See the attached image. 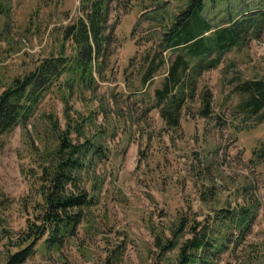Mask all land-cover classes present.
<instances>
[{
	"label": "rangeland",
	"instance_id": "obj_1",
	"mask_svg": "<svg viewBox=\"0 0 264 264\" xmlns=\"http://www.w3.org/2000/svg\"><path fill=\"white\" fill-rule=\"evenodd\" d=\"M170 2L175 9L178 2ZM246 3L257 1H224L205 15L219 21L229 15L226 8L241 11ZM0 5L9 14L8 19L0 16V93L13 78L59 55L62 48L73 56L72 40L63 37L81 15L80 0H0ZM110 10L115 40L104 80L99 79L94 92H76L71 99L74 109L97 112L98 123L109 129L110 160L100 162L98 178L92 172L86 183L99 198L92 209L95 226L80 227L60 251L49 252L44 239L29 264H104L116 246L122 247L119 264H150L159 252L154 225L168 230L180 217L207 224L215 210L230 206L251 207L257 215L219 264H264V161L254 152L264 149V121L239 111L243 99L234 87L264 79V35L234 48L217 69L202 76L199 87L212 91L214 115L198 116V101L191 115L183 113L181 126L171 129L154 109L167 65L142 83L157 50V27L147 20L140 0L114 1ZM63 110L55 88L40 102L35 119L52 112L62 119ZM33 130L32 124L18 126L0 139V262L34 216L32 182L41 168L29 148L31 142L39 145ZM187 232L181 241L190 236ZM177 251L170 256L175 258Z\"/></svg>",
	"mask_w": 264,
	"mask_h": 264
},
{
	"label": "trees",
	"instance_id": "obj_2",
	"mask_svg": "<svg viewBox=\"0 0 264 264\" xmlns=\"http://www.w3.org/2000/svg\"><path fill=\"white\" fill-rule=\"evenodd\" d=\"M114 1L119 0H80L81 15L64 30L63 37L72 40L73 56L68 57L62 48L59 55L13 78L0 93V139L18 126L26 129L32 124L39 145L31 142L28 146L41 168L37 181L32 182L33 219L28 218L26 229L18 234L0 264H29L44 239L49 252L60 251L75 239L80 227L95 226L92 209L99 198L86 183L92 172L98 178L100 162L110 160L106 140L109 129L98 123L97 112L85 114L74 109L71 99L76 92H94L99 79L104 80L115 40V25L110 23ZM175 1L178 4L174 9L170 0H140L147 20L158 29L154 35L159 39L142 83H149L160 67L167 65L162 87L155 91L154 109L159 110L171 129L181 126L183 113L191 115L198 101V116L208 119L214 115L212 91L207 86L199 87L202 76L217 69L234 48L264 35V0H256L255 5L246 3L241 11L226 8L229 15L219 21L208 18L205 12L224 1L230 4L231 0ZM0 16L9 18L1 5ZM65 75L67 80L62 79ZM234 87L243 99L239 111L248 118L259 115L258 120L263 122L264 113H260L264 111V79L246 80ZM55 88L64 105L63 118L52 112L43 114L42 120L35 119L40 102ZM254 152L264 161L263 148ZM203 199L208 200L206 195ZM213 215L207 224L180 217L178 224L168 230L154 225V246L159 252L150 264H219L234 239H243L257 214L251 207L230 206L215 210ZM234 229L240 235L234 236ZM187 230L190 236L181 241ZM177 248L172 258L170 252ZM121 254V246L110 249L104 264H119Z\"/></svg>",
	"mask_w": 264,
	"mask_h": 264
}]
</instances>
